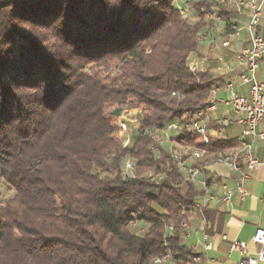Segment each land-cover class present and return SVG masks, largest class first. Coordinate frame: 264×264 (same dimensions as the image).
<instances>
[{
    "label": "trees",
    "instance_id": "1",
    "mask_svg": "<svg viewBox=\"0 0 264 264\" xmlns=\"http://www.w3.org/2000/svg\"><path fill=\"white\" fill-rule=\"evenodd\" d=\"M214 3L0 0V186L12 191L0 194V264L196 256L182 226L201 194L157 137L179 123L171 138L214 159L238 144L187 129L219 81L189 62L209 15L232 18ZM125 105L142 114L129 149L114 117Z\"/></svg>",
    "mask_w": 264,
    "mask_h": 264
},
{
    "label": "built area",
    "instance_id": "2",
    "mask_svg": "<svg viewBox=\"0 0 264 264\" xmlns=\"http://www.w3.org/2000/svg\"><path fill=\"white\" fill-rule=\"evenodd\" d=\"M176 1L180 3L182 0ZM194 2L195 0H191V3ZM222 6L223 5H218L217 9L221 11ZM178 8L182 15L191 13V10L187 6L179 5ZM246 12L249 14V22L246 25L235 22L227 24L226 37L233 38L234 34H242L243 31H246L249 36L250 46L237 55V62L242 72L236 79L242 87H247L249 89V96L240 95L235 91L236 81L235 78H233L230 82L223 85L222 88L215 87L213 89L215 90V97H213L212 107L204 108V110L199 112L187 126V129L196 135L197 132L208 131L211 140H214L216 138L211 135L209 114L216 112L219 102L228 107L234 119L236 118L237 121L243 125V131L240 138V145L233 146L231 151H225L224 160H230L229 169L233 173L235 168H242V177H236V179H234L236 186L234 190H231L225 182H219L212 178L215 164L198 166L193 164V162H188V157L184 156V148L192 146L179 144L180 149H183V157H176V152H174L173 149L171 150L173 157L178 162V167L184 173V182L194 185L201 191L202 201L196 204L194 217L201 214L211 201L217 199V190L222 191L220 201L227 207L232 205L236 193L240 194L241 198L244 200L249 195L246 183L250 179V173L257 171L261 166V162L254 152L253 140H264V132L259 131V126L264 121V82L261 81L259 77L261 61L264 57V34L262 33L264 0H237L232 13L244 14ZM207 38L208 35L205 33V35L201 37L200 44L206 41ZM223 46L226 48L229 47L230 42L228 40L224 41ZM189 62H192L191 57L189 58ZM196 72H200V68L193 63V73L195 74ZM221 89L228 93V99H217ZM232 122V119L219 120L218 125L221 127V130L217 131V135L220 136L222 129L230 126ZM118 123L125 124L126 133L128 134V127L125 119L119 118ZM181 129L182 126L179 123L171 124L170 135H159L158 143L164 145L166 142H170L171 133L173 131H180ZM237 148H245V157L240 163H231V155L235 154ZM193 149H195V155H201L202 151H207L202 148L193 147ZM125 166V175L132 173V170L135 169V165L131 160L125 163ZM162 178L163 175H160L158 180ZM206 221L207 220H205V222ZM183 225H185V238L189 239L195 235L203 242L205 250L209 251L212 249V245L209 241L210 235L205 230H191L190 221L183 223ZM167 238H170L169 229H167ZM224 239L227 240L226 237H224ZM252 242L256 245L264 246V229H258L256 231ZM196 248V246L190 247L194 253ZM230 251L240 253L241 260L239 264H259L260 262H264V251L260 250L256 257H250L247 254V244L244 242H231ZM194 261H201L198 254L189 260V264H193ZM175 263L176 261L171 254V264Z\"/></svg>",
    "mask_w": 264,
    "mask_h": 264
},
{
    "label": "crops",
    "instance_id": "3",
    "mask_svg": "<svg viewBox=\"0 0 264 264\" xmlns=\"http://www.w3.org/2000/svg\"><path fill=\"white\" fill-rule=\"evenodd\" d=\"M233 9L232 7L228 8L230 12ZM209 19L212 22L209 25V29L205 31L208 38L199 44L197 52L190 56L191 63L198 65L200 71H210L219 80L216 87L222 88L223 85L230 82L233 78L236 81L242 72L237 62V55L250 46V39L246 31H243L239 36H233V38L226 37V25L231 22L246 25L249 22V14L247 12L244 14L232 13V18L228 21L216 17V14H214V17L209 16ZM205 33L203 34L205 35ZM262 33L264 34V20L262 22ZM226 40L230 42V46L227 48L223 46V42ZM259 77L264 82V57L261 61ZM235 91L240 95L249 96V89L242 87L238 81L235 82ZM213 97H215V90H213L208 103L213 102ZM228 98V93L221 89L217 99ZM131 110L135 113L139 112L137 109L131 108ZM132 115L130 113L129 116ZM209 119L211 135L214 138L240 140L243 125L236 118L234 119L231 110L223 103L219 102L216 112L209 114ZM222 119H232L233 122L230 126L223 128L221 135L218 136L217 131L221 130L218 121ZM130 120H132L131 117ZM259 131L264 132V121L260 124ZM166 132L167 130L162 134ZM166 135H170V130H168ZM253 143L255 155L260 160L261 166L257 171L250 173V179L246 183L249 195L243 200L240 194L236 193L232 205L227 207L220 201L222 191L217 190V199L211 201L201 214L190 220L191 230L203 229L210 235L209 241L212 249L209 251L205 250L203 242L198 237L194 235L187 239L185 238V233H183L184 243L189 248L196 246L195 253L201 258V261H194L193 264H239L241 260L240 253L230 251V243L234 241L246 243L247 254L250 257H256L260 250L264 251V246H259L252 242L256 231L264 229V140L255 139ZM208 165L213 164L205 166ZM238 176L239 174L237 172L233 173L229 166L220 164L215 165L212 178L219 182H225L231 190H234L236 186L234 179ZM201 201L202 194L198 203ZM206 211L209 212V215L205 214ZM205 220L207 221L205 222ZM178 264H189V261L181 260ZM259 264H264V262Z\"/></svg>",
    "mask_w": 264,
    "mask_h": 264
},
{
    "label": "bare ground",
    "instance_id": "4",
    "mask_svg": "<svg viewBox=\"0 0 264 264\" xmlns=\"http://www.w3.org/2000/svg\"><path fill=\"white\" fill-rule=\"evenodd\" d=\"M196 1H204V0H195ZM217 5H223L222 8H235V0H213ZM216 8V7H215ZM217 10V9H216ZM219 10V9H218ZM210 17H214V14H210ZM204 34H199L197 37V43L200 44L201 41V37ZM234 36H239V34H234ZM190 68L193 72V64L190 62ZM173 96H176V94H173ZM213 102L208 103V107H212ZM192 122V119L191 121ZM167 131L170 130V126L167 127L166 129ZM197 135L200 136L203 141L204 144L207 146L210 144L211 142V138L209 135L208 131H200L197 132ZM240 145V140L238 141V144ZM204 150H207L206 147L203 148ZM233 149V148H231ZM231 149L227 150V151H231ZM184 156L188 157V162H193V164L198 165V166H205L207 164H215V165H225V166H229L230 167V160H224V154L218 159H214L212 155H210L208 153V151H202L201 155H195V150L192 149L191 147H186L184 148ZM176 157H181L179 155L176 154ZM245 157V148H237L235 151V154L231 155V163H240L241 160ZM130 162V159H128L125 163ZM135 171L132 170V174ZM234 172H237L239 174L238 177H242V168H235ZM124 173H126V166L124 167ZM154 176L152 173L149 174V177ZM169 233L171 234L174 231V227L173 225L169 226ZM182 231L183 233H185V225L182 226ZM152 264H171V254L168 253L165 257H157V259L155 258L152 262ZM175 264H178V262H176Z\"/></svg>",
    "mask_w": 264,
    "mask_h": 264
},
{
    "label": "rangeland",
    "instance_id": "5",
    "mask_svg": "<svg viewBox=\"0 0 264 264\" xmlns=\"http://www.w3.org/2000/svg\"><path fill=\"white\" fill-rule=\"evenodd\" d=\"M126 106L131 107L130 105H125L122 108H118V109L122 110V114L120 117H115V116L114 117L116 118V121H117V125L119 128V135L121 138L122 145H124V147H128V149H129L134 145L135 141L138 139L139 129H140V126L142 124V114H141V111L139 109H137V110H139V112L135 113L131 109H125ZM131 108H133V107H131ZM133 109H135V108H133ZM130 113H132L133 115L129 116ZM130 117L132 118V120H130ZM119 118L125 119L127 127H128V134L126 133L125 124L124 123H118ZM166 134H168V131L165 134H161V135H166ZM157 140L159 141V136L157 137ZM163 146L170 151L173 149L177 155L183 157V149H180V145L176 141L175 137L171 138L170 142H166ZM0 194H2V196H9L12 194V191L7 186L2 185V186H0Z\"/></svg>",
    "mask_w": 264,
    "mask_h": 264
},
{
    "label": "water",
    "instance_id": "6",
    "mask_svg": "<svg viewBox=\"0 0 264 264\" xmlns=\"http://www.w3.org/2000/svg\"><path fill=\"white\" fill-rule=\"evenodd\" d=\"M121 114H122V110H121V109H117V110L114 111V116H115V117H120ZM156 196H157V195H156V193L154 192V197H156Z\"/></svg>",
    "mask_w": 264,
    "mask_h": 264
}]
</instances>
